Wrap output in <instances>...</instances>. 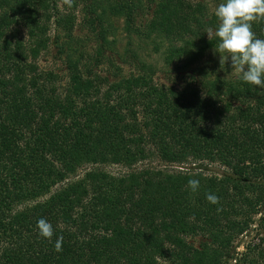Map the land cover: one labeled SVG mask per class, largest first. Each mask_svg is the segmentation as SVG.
I'll list each match as a JSON object with an SVG mask.
<instances>
[{
    "label": "trees",
    "instance_id": "trees-1",
    "mask_svg": "<svg viewBox=\"0 0 264 264\" xmlns=\"http://www.w3.org/2000/svg\"><path fill=\"white\" fill-rule=\"evenodd\" d=\"M218 23L203 0H0V264H264V89L210 57Z\"/></svg>",
    "mask_w": 264,
    "mask_h": 264
},
{
    "label": "clouds",
    "instance_id": "clouds-1",
    "mask_svg": "<svg viewBox=\"0 0 264 264\" xmlns=\"http://www.w3.org/2000/svg\"><path fill=\"white\" fill-rule=\"evenodd\" d=\"M72 6L73 0H63ZM214 15L219 23L215 31L207 30L208 38H218L216 51L220 53V66L230 62L235 74L243 82L264 89V38H258L253 24L264 21V0H222ZM192 191L199 188L198 179H189ZM210 203L218 204L219 197L207 194ZM39 234L51 240L54 229L50 222L41 218L37 221ZM62 237L55 242L57 252L62 251Z\"/></svg>",
    "mask_w": 264,
    "mask_h": 264
},
{
    "label": "rangeland",
    "instance_id": "rangeland-1",
    "mask_svg": "<svg viewBox=\"0 0 264 264\" xmlns=\"http://www.w3.org/2000/svg\"><path fill=\"white\" fill-rule=\"evenodd\" d=\"M203 2L205 3V6L207 8V10L214 14V8L220 3L222 2V0H203ZM110 23L112 25V31L114 30V40L115 43L112 46V55L114 57V59L116 60V64H121L120 60H122V53L126 48L127 44V40H126V36L125 34L122 32V25H121V18L118 17H111L110 18ZM52 33V31H51ZM76 36H82L83 33L81 31H77L75 32ZM52 53H53V48L47 52L46 54H41L39 56V59L36 61L37 65L41 68L44 69H51L53 71H55L57 74H59V76H62L63 70H62V65L59 59H53L52 58ZM209 55H211L210 57L213 58V60L215 61H219L220 62V53L217 52L216 50H214L212 53H210ZM122 66V65H120ZM222 66V70L223 72L226 74V70L232 74H235V71L232 69L230 62H226L225 65H221ZM101 68H103V70L105 71L108 67L107 64H102L100 65ZM128 70V67L123 66V71L126 72ZM204 167L206 168L205 170L203 169V173L204 174H215L218 175L220 174L224 168L223 166L217 164V163H203ZM192 163L186 162L183 164H180L179 166H169L167 165L166 162L160 161L158 158L155 157H151L149 159H146L144 161H141L139 163H136L134 165V167H140V166H153V167H167V168H173V170H190V171H194L195 169L193 168ZM97 167L100 170H103L109 174L112 175H118V174H122L125 173L127 171L130 170L129 167L123 166L121 164H93V167ZM89 167H91V165H85L83 167H81L78 171L77 174L81 175L86 169H88ZM254 225V224H253ZM254 232L251 231L249 234H243L238 236L234 241L233 244L235 245V251L236 252H240L241 250H243V244L245 242L248 241V239L250 237H252V234ZM230 264H234L233 261L230 262Z\"/></svg>",
    "mask_w": 264,
    "mask_h": 264
}]
</instances>
